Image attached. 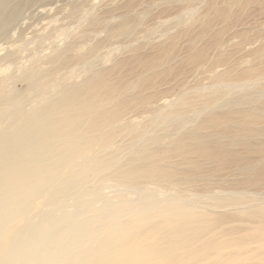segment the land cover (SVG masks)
Instances as JSON below:
<instances>
[{
  "label": "rangeland",
  "instance_id": "obj_1",
  "mask_svg": "<svg viewBox=\"0 0 264 264\" xmlns=\"http://www.w3.org/2000/svg\"><path fill=\"white\" fill-rule=\"evenodd\" d=\"M0 4L11 16L0 29V57L10 54L0 58V99L26 110L40 107L48 90L41 83L55 88V82L81 81L90 73L77 57L94 48L89 59L100 71L94 79L113 89L121 113L115 128L125 125L102 152L124 164L141 142L148 146L138 150L142 158L156 160L124 168L122 176L140 182L136 188L115 180L119 168L99 172L105 180L89 181L94 194L123 208L122 220L145 209L152 217L167 202L189 209L192 219L168 245L171 264H264V0ZM45 198L0 226V244L27 218L37 224L43 211L58 217L78 207L63 197L45 207ZM88 198L78 205L101 212L103 203ZM156 260L149 256V264Z\"/></svg>",
  "mask_w": 264,
  "mask_h": 264
},
{
  "label": "bare ground",
  "instance_id": "obj_2",
  "mask_svg": "<svg viewBox=\"0 0 264 264\" xmlns=\"http://www.w3.org/2000/svg\"><path fill=\"white\" fill-rule=\"evenodd\" d=\"M6 9L0 4V29L11 22ZM70 46L65 45L57 56L65 54ZM93 50L77 57L90 73L81 81L55 82V88L41 83L48 90L40 94L44 101L40 107L26 110L10 102L11 98L0 99V226L27 214L25 207L39 197H46L43 206L49 208L61 197L72 199L71 204L78 206L73 213L64 211L58 217L43 211L41 217L36 216L37 224L30 217L11 227L8 242L0 244V264H149L150 255H155L156 264L174 261L168 245L174 234L175 238L182 234L181 226L192 219L189 209L167 202L153 209L156 214L152 217L145 209L141 215H128L122 220L125 213L119 210L123 208L99 191L94 194L96 189L89 187V181L105 180L98 177L99 172L119 168L115 169V180L136 188L140 182L132 175L128 180V175L123 177L124 168L135 162L144 166L149 159L150 164H156L153 156L142 158L141 152L148 151V146L141 142L137 149L143 151L129 148L132 155H127L124 164L102 152L125 125L115 128L121 113L115 109L113 89L106 83L100 86L94 79L100 71L93 69L94 62L89 59ZM144 192L143 197L149 199V191ZM87 197H97L103 203L101 212L78 205ZM113 214L118 219L110 218ZM98 215L110 219L102 222Z\"/></svg>",
  "mask_w": 264,
  "mask_h": 264
}]
</instances>
